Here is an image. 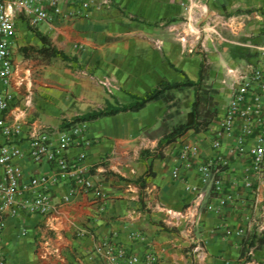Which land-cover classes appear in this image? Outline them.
<instances>
[{"label": "crops", "instance_id": "obj_1", "mask_svg": "<svg viewBox=\"0 0 264 264\" xmlns=\"http://www.w3.org/2000/svg\"><path fill=\"white\" fill-rule=\"evenodd\" d=\"M82 1L88 8L61 4L50 7L56 14L52 20L18 23L13 115L60 130L66 120L105 107L108 100L131 102L130 94L143 95L164 80L198 81L203 64L202 86L210 98L200 107V118L211 121L198 133L202 154H211V136L236 79L252 64H264L257 51L264 44V0ZM204 2L208 10L202 14ZM34 29L66 57L26 49L43 45ZM195 99L194 86L174 88L139 110L77 122L90 141L86 153L92 179L108 195L105 209L97 214L91 194H71L68 185H59L54 191L59 211L52 216L6 219L9 264H113L105 244H121L141 254L150 246L160 253V264H193L188 252L196 240L206 249L199 264H245V249L226 229L243 221L256 194L241 186L235 194L238 208L222 207L212 191L220 174L204 183L196 170L175 179V140L156 155L160 142L188 121ZM81 150L76 146L71 153ZM248 162H234L232 177L240 178ZM22 163L27 177L51 169L48 163ZM260 192L246 241L247 246L254 240L253 264H264V243L259 242L264 190ZM134 233H141L143 240L133 239Z\"/></svg>", "mask_w": 264, "mask_h": 264}, {"label": "built area", "instance_id": "obj_2", "mask_svg": "<svg viewBox=\"0 0 264 264\" xmlns=\"http://www.w3.org/2000/svg\"><path fill=\"white\" fill-rule=\"evenodd\" d=\"M68 4L80 10L89 4L82 0H0V264H9L6 241V219L39 215L44 218L59 211L54 191L59 185H68L71 194H91L97 214L105 209L107 192L94 182L86 149L90 141L84 135L82 123H75L60 130L41 125L36 118L27 123L13 115L17 96L13 89L16 72L14 48L20 20L31 25L52 20L50 7ZM208 5L201 10L205 14ZM208 22V21H207ZM213 32L220 37L217 30ZM257 51L264 56V44ZM218 130L211 136L212 153L203 155L202 137L198 132L187 133L175 140L171 150L172 175L182 179L196 170L204 183L213 174V192L222 207L238 208L236 192L242 186L256 199L249 202V211L243 221L226 229L228 237L235 236L241 248L246 249L250 222L259 210L261 190H264V64L260 61L241 72L232 86V93L225 114L218 123ZM226 139H230L231 142ZM76 146L83 150L72 154ZM35 165L48 163V172L32 173L28 177L22 160ZM249 160L240 178L232 177L234 162ZM188 188H190L188 186ZM264 237V234L262 235ZM135 240L141 233L132 234ZM191 244L188 254L192 263L199 264L205 245L199 240ZM113 264H160L161 255L150 246L143 254L121 244H105ZM252 248L246 252L245 264H253Z\"/></svg>", "mask_w": 264, "mask_h": 264}, {"label": "trees", "instance_id": "obj_3", "mask_svg": "<svg viewBox=\"0 0 264 264\" xmlns=\"http://www.w3.org/2000/svg\"><path fill=\"white\" fill-rule=\"evenodd\" d=\"M34 31L42 40L43 45L39 48H35L34 46H31V47H27L26 49L32 50L38 53L39 55H42L45 57H52L54 55H62L66 57L65 54L61 50H59L56 46L53 45L49 37H47L45 34H43L42 32L38 30L34 29ZM204 71H205V67L202 64L201 75L198 81L187 79L186 81H181V82H170L168 80H164L154 89H152L149 92H146L143 95L130 94V96L132 97V101L128 103H122L118 99H115L114 102H111L110 100H108L105 107L75 116L70 121L66 120L64 122V128L72 124H75L77 122L91 121L99 117L114 115V114H117L123 111L139 110L142 107H144L148 102L160 98L166 91L170 89L194 86L196 89V99L193 105V110L190 113L189 119L185 124H182L178 126L177 128H175L170 134H168L160 142V146L158 149L160 150V152H158V154L156 155H161V151L163 150L165 146H167L168 144L176 140L178 137L185 134L189 129L193 128L195 132H200L202 130H205L210 124L211 120L208 117L200 118V114H201L200 107L208 103L209 102L208 99L210 98V95L208 92H207L208 95H203L204 87L202 86V82L204 80V75H205ZM254 236H256V234L253 235V237ZM259 242L264 243V237L259 238ZM251 246H254L253 239L246 246L245 253H244L245 255Z\"/></svg>", "mask_w": 264, "mask_h": 264}, {"label": "rangeland", "instance_id": "obj_4", "mask_svg": "<svg viewBox=\"0 0 264 264\" xmlns=\"http://www.w3.org/2000/svg\"><path fill=\"white\" fill-rule=\"evenodd\" d=\"M19 30H20V28L18 29V31H19ZM207 92H209V90L206 89V88H204V89H203V95H208Z\"/></svg>", "mask_w": 264, "mask_h": 264}]
</instances>
